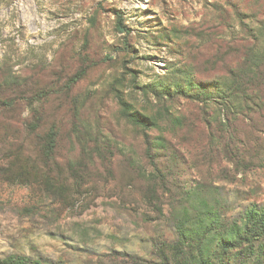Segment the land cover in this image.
I'll return each instance as SVG.
<instances>
[{"label":"rangeland","instance_id":"1","mask_svg":"<svg viewBox=\"0 0 264 264\" xmlns=\"http://www.w3.org/2000/svg\"><path fill=\"white\" fill-rule=\"evenodd\" d=\"M261 55L264 0H0V259L178 264L186 210L217 245L264 208V98L212 93Z\"/></svg>","mask_w":264,"mask_h":264},{"label":"trees","instance_id":"2","mask_svg":"<svg viewBox=\"0 0 264 264\" xmlns=\"http://www.w3.org/2000/svg\"><path fill=\"white\" fill-rule=\"evenodd\" d=\"M117 30L120 33L128 34L122 15L117 14ZM258 50V49H256ZM264 60V55L259 56V63L253 64L249 69L236 73L233 82L228 89H217L216 97H229L225 103L230 106L231 111L238 113L251 111L249 107H255L257 111H262L264 98V71L260 67V62ZM86 68H82L72 79L71 83H77L85 74ZM233 88V89H231ZM199 98L213 99L209 97L206 89H201ZM230 102H233L231 104ZM129 114V113H128ZM129 117L138 124L142 121L136 115L130 113ZM57 130L53 127L44 138L43 153L50 158L56 148ZM190 194V193H189ZM222 217L211 212L191 215L186 210L185 219L178 225L179 239L182 243L179 248L180 259L178 264H264V208L251 211L240 226L238 223L219 239L217 245L209 247L207 241L211 239V234L221 228ZM165 264H171L166 257ZM183 261V262H181ZM0 264H43L26 256H8L0 259Z\"/></svg>","mask_w":264,"mask_h":264}]
</instances>
